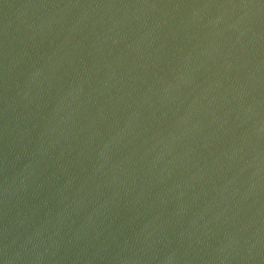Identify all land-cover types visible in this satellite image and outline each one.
<instances>
[{"label": "water", "instance_id": "95a60500", "mask_svg": "<svg viewBox=\"0 0 264 264\" xmlns=\"http://www.w3.org/2000/svg\"><path fill=\"white\" fill-rule=\"evenodd\" d=\"M90 0H0V264H101Z\"/></svg>", "mask_w": 264, "mask_h": 264}]
</instances>
